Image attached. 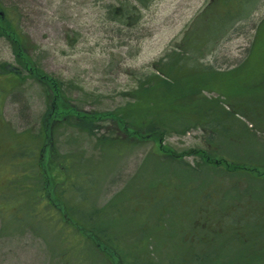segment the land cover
<instances>
[{
	"label": "rangeland",
	"instance_id": "rangeland-1",
	"mask_svg": "<svg viewBox=\"0 0 264 264\" xmlns=\"http://www.w3.org/2000/svg\"><path fill=\"white\" fill-rule=\"evenodd\" d=\"M223 6L230 8L225 18L229 23H222L224 34L216 37L208 27V15L203 14L206 10L218 12ZM0 10L6 21L0 26L10 22L15 27L35 65L61 81L64 94L74 105L90 112H118L132 102V95L156 72L155 67L166 61V54L178 48L186 51V46L191 47L186 61L189 73L226 72L242 64L264 19V0H148L147 5L137 0H0ZM3 36L0 68L17 66L11 43ZM191 38L197 39L196 45L190 44ZM248 69L241 65L223 79L212 75L207 85L233 89L244 77L253 76ZM20 77L21 82L12 83L7 74H0L3 193L12 177L4 152L14 151V137L18 153L32 146L46 108L43 87L26 71ZM253 80L258 77H252L245 87H254ZM260 90L255 87L241 97H228L222 90L223 95L206 89L203 94L235 108L255 105L248 110L253 125L238 114L224 119L218 107L211 116L216 122L210 124L204 121L209 115L193 110L191 101L186 111H193L190 118L199 123L176 120L165 126L166 133L158 143L150 138H119L115 149L112 145L99 148L94 136L60 125L53 131L55 153L80 160L84 171L87 168L91 173H83L79 179L80 187L87 190L84 205L79 204L84 221L120 242L121 252L132 264H140L138 255H143V264L245 262L264 238V230L258 231V225L264 227V180L244 172H227L224 163L205 166L196 155L172 161L158 144L177 154L200 148L227 162L262 163L264 91ZM176 104V109L181 107ZM100 125L99 134L116 130L110 121ZM18 133L24 134L16 137ZM39 148L30 155L36 156ZM20 162L17 159L14 165L19 167ZM24 179L30 186L37 183L31 174ZM32 195L12 198L13 216L23 223L21 227L4 225L5 213L0 212V264H102L101 255L87 244L63 253L59 224L45 218L40 206L30 201ZM214 208L217 217L226 218L209 220V216L215 218ZM241 217V224H249L255 231L240 227L244 232L235 234L233 226H227ZM210 221L213 228L207 226ZM28 222L31 224H25Z\"/></svg>",
	"mask_w": 264,
	"mask_h": 264
},
{
	"label": "trees",
	"instance_id": "trees-1",
	"mask_svg": "<svg viewBox=\"0 0 264 264\" xmlns=\"http://www.w3.org/2000/svg\"><path fill=\"white\" fill-rule=\"evenodd\" d=\"M142 5H147L148 0H137ZM230 11V8L220 9L218 12L204 11L203 16L208 15L207 22L209 20L208 27L214 31L216 37L222 31V23H229L226 15ZM230 17L232 14L229 15ZM212 17V18H211ZM232 19L229 18V21ZM6 22V21H5ZM3 21V23H5ZM254 38L251 42L252 46L248 50L247 58L238 67L227 70L226 72L218 71H205L201 74L189 73L188 58L191 47L186 46V51L178 49L167 53L163 64L155 67V73L151 74L146 81L140 82V87L132 96V102L125 105V108L118 112L110 111H86L83 108H78L74 105L70 98L63 92V86L61 81L55 79L51 75L43 72L40 67L35 65L29 54L25 50V42L21 34L15 29V27L9 22L8 25L4 24L0 26V35H4L8 38L12 46V53L17 58L18 64L23 65L28 70V76L36 80L44 89L46 98L45 112L42 114L40 121L39 134L34 139L32 146L23 153H18L16 150L18 143L15 137L12 139L14 145L13 152H4L6 157L7 168L10 170L11 180L5 184L4 193L0 192V212L5 213V217L2 219L5 223L11 224L14 228L21 227L23 223L16 222V218L13 216V212L16 208L11 201L16 195L27 196L33 194L30 201L40 206V209L45 214V218L54 219L59 224V241L63 246V253H70L75 251L77 246L87 244L94 251L95 254L101 255L102 264H132L131 258L124 257L125 254L121 252V244L115 239L107 238L105 235L98 232L88 221H84L82 212L79 207L80 203L86 200V192L84 188L80 187L79 179L83 173L91 176V173L84 171V165L80 160L74 159L66 154H56L53 147V131H55L60 125L70 126L77 131H83L90 137L94 136L97 141V145L108 146L112 149L118 145L116 139H129L133 141L153 139L154 141L161 142L163 132L166 133L167 125L171 126L176 120H191L190 115L193 111H186L185 106H188L192 101L195 103V108L201 109V112L205 117L204 121L214 124L211 116L216 107L219 108L220 113L224 119L228 118V115L233 114L240 117L247 118L249 123L253 122V117L248 110L250 107L238 106L235 108L231 103H226L219 100L220 98H208L203 96L204 90L215 91L217 90L221 95L224 91L226 96L230 97L243 96L248 90L252 91L257 87L264 91V19L260 20ZM197 39L191 38L190 44L196 45ZM185 48V47H184ZM180 55V57H179ZM182 58V59H179ZM162 59V58H161ZM241 65H245L248 69V74L253 75L251 77H244L242 82H238V86L233 89L230 88H213L207 84L211 76L218 75L219 77H226V75L232 74ZM196 67V66H193ZM192 67V68H193ZM183 69V70H182ZM182 70V73L180 71ZM254 76L258 77V80L252 81L256 83L254 87L250 85L245 87L249 83L250 79ZM247 79V80H246ZM260 79V80H259ZM244 84V85H243ZM253 85V84H252ZM214 86V85H213ZM222 90V91H221ZM258 92V93H260ZM131 95V94H130ZM180 104L182 111L176 107ZM254 109V108H252ZM239 112V113H238ZM242 112V113H240ZM237 119V117L235 116ZM103 121H110L113 124V128L116 129L113 133L109 134L103 131L99 134V129ZM186 122V121H185ZM193 122V121H192ZM198 124V121H194L192 124ZM218 123V122H217ZM253 125V124H252ZM245 127V126H244ZM261 129V127H260ZM24 133L16 134V137ZM11 143V142H10ZM17 143V144H16ZM27 141L23 144H25ZM41 144V145H40ZM36 156H31L30 152L36 147H39ZM159 150L166 153L167 157L173 160H181L185 155L199 156L205 166L208 164L213 167H217L219 164L224 163V169L231 173H247L252 177L264 180V161L248 163L246 161H225L224 158L215 157L206 151L195 148L184 150L181 153H176L167 147L158 144ZM11 153V154H9ZM19 159V167H17L16 160ZM30 164V167L25 166ZM20 166H25L20 169ZM32 167V168H31ZM2 170L0 169V172ZM29 174L36 178L37 183L32 186L28 185L26 178ZM28 185V186H27ZM1 188V187H0ZM10 205V206H9ZM9 206V207H8ZM45 208V211L43 209ZM9 211V212H7ZM215 218L208 217L209 220L218 222L219 219L223 220L226 217H217L215 214V208L212 210ZM204 213V211H200ZM244 217V216H243ZM250 218V216H246ZM242 217L237 219L234 223H229L227 226H233V232L235 234L244 232L240 227H244L247 231L253 232L249 224H241ZM31 224V223H25ZM33 225V224H32ZM208 227L213 228V221L207 224ZM237 227V230H235ZM264 227L258 225V231H263ZM231 231V233H233ZM259 249L255 250V254L246 258V261L241 264H264V238L260 240L258 245ZM143 255H138L140 264H143ZM224 261L219 264H232ZM207 264H218L211 261Z\"/></svg>",
	"mask_w": 264,
	"mask_h": 264
},
{
	"label": "flooded vegetation",
	"instance_id": "flooded-vegetation-1",
	"mask_svg": "<svg viewBox=\"0 0 264 264\" xmlns=\"http://www.w3.org/2000/svg\"><path fill=\"white\" fill-rule=\"evenodd\" d=\"M2 21L5 22V18L0 16V22H2ZM14 59H15V62H16L17 66H10V65L6 64L2 68H0V74H7L9 77H11V82L12 83L21 82L20 81L21 72H25L26 71V73H28L27 68H25L23 65H19L18 64V61H17V58L15 57V55H14ZM23 79L24 78H22V80ZM9 83H10V81L8 80L7 84H9Z\"/></svg>",
	"mask_w": 264,
	"mask_h": 264
}]
</instances>
